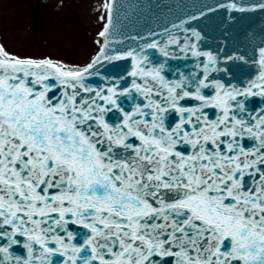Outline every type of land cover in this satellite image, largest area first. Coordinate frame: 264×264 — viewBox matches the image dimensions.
Segmentation results:
<instances>
[{
	"label": "snow or ice",
	"instance_id": "obj_1",
	"mask_svg": "<svg viewBox=\"0 0 264 264\" xmlns=\"http://www.w3.org/2000/svg\"><path fill=\"white\" fill-rule=\"evenodd\" d=\"M103 8L83 66L0 44V264H264V46L252 61L202 51L187 27L264 0L206 6L171 26L183 38L115 39V0ZM124 60L125 74L101 72ZM235 61L256 68L242 86Z\"/></svg>",
	"mask_w": 264,
	"mask_h": 264
},
{
	"label": "water",
	"instance_id": "obj_2",
	"mask_svg": "<svg viewBox=\"0 0 264 264\" xmlns=\"http://www.w3.org/2000/svg\"><path fill=\"white\" fill-rule=\"evenodd\" d=\"M226 0H118L116 2L119 23L113 27V34L115 39L122 40L125 36L132 35H146L149 30L160 33L165 28L169 29L175 35L183 38L184 33L172 29L173 24H179L181 20L186 19L192 15H198L200 11L206 10L207 7L215 8L218 3H225ZM257 0H238L243 6H251ZM232 16L235 20L228 19V12L225 9L209 13L207 17H202L198 21H192L189 28H195L201 32L203 40L200 41V48L202 51L218 52L221 48L224 49V55H238L254 57L259 47L264 46V12L249 11L245 13L234 12ZM119 29V34H117ZM160 39L166 41L167 36H162ZM150 42V41H149ZM183 42V39H181ZM133 41H126L124 45L120 46L121 51L128 47H136ZM170 51L178 49L170 48ZM150 61L160 63L164 58L155 49L147 50ZM256 57V55H255ZM203 59V58H201ZM249 60V59H248ZM240 61L230 62L233 67L235 79L231 83L241 84L246 79H250L256 74V68L248 64L238 63ZM168 63L172 65V71L176 70V66L181 71L192 68L193 60L189 57L178 60H169ZM246 65V66H245ZM254 67L253 70H251ZM131 69V61H117L112 64L105 65L101 68L104 75H114L116 73L125 74ZM250 69V70H248ZM245 70H248L247 73ZM251 77V78H252ZM103 81L95 78L92 86H103Z\"/></svg>",
	"mask_w": 264,
	"mask_h": 264
},
{
	"label": "rangeland",
	"instance_id": "obj_3",
	"mask_svg": "<svg viewBox=\"0 0 264 264\" xmlns=\"http://www.w3.org/2000/svg\"><path fill=\"white\" fill-rule=\"evenodd\" d=\"M102 2L0 0L1 38L8 50L20 55L50 53L82 64L97 45Z\"/></svg>",
	"mask_w": 264,
	"mask_h": 264
},
{
	"label": "bare ground",
	"instance_id": "obj_4",
	"mask_svg": "<svg viewBox=\"0 0 264 264\" xmlns=\"http://www.w3.org/2000/svg\"><path fill=\"white\" fill-rule=\"evenodd\" d=\"M97 1L99 2V6H100L101 5L100 2H102V0H97ZM100 15H101V11L99 10V18L101 17ZM0 44H3L2 41H1V39H0ZM64 61L66 62V60H64Z\"/></svg>",
	"mask_w": 264,
	"mask_h": 264
}]
</instances>
